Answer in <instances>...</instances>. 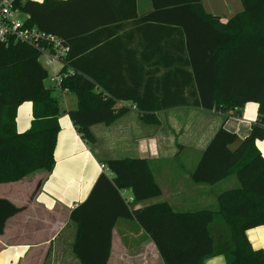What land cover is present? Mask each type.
Wrapping results in <instances>:
<instances>
[{"label":"trees","instance_id":"16d2710c","mask_svg":"<svg viewBox=\"0 0 264 264\" xmlns=\"http://www.w3.org/2000/svg\"><path fill=\"white\" fill-rule=\"evenodd\" d=\"M241 2L243 10L223 22L205 12L201 0H151L150 9L141 14L135 0H121L118 7L111 0H15L26 25L67 45L58 87L76 95L77 108L68 114L88 143H96L92 125L109 124L127 112L117 105L120 101L134 105L146 123L158 121L155 111L172 107H197L228 117L240 115L249 102L257 104L249 133L240 138L220 125L191 173L201 184L236 178V187L218 195L216 209L174 211L165 201L135 209L131 201L161 195L148 161L106 159L103 164L112 177L101 173L69 213L76 225L73 252L79 264L107 263L112 230L120 219L133 220L147 234L164 264H203L217 255H224L226 264H264L263 251L254 249L246 236L248 229L264 225V156L256 146L264 139V0ZM129 21L147 30L151 41L163 43L151 55L164 61L150 64L146 79H125L123 66L94 63L97 43L109 41L116 31L92 36ZM47 77L35 48L18 41L0 44V183L48 172L54 165L63 109L53 94L55 86L44 84ZM25 101L33 103L32 120L26 131L18 132L17 108ZM123 189L131 192L130 202L120 193ZM22 209L0 198V234Z\"/></svg>","mask_w":264,"mask_h":264},{"label":"crops","instance_id":"0c3cea01","mask_svg":"<svg viewBox=\"0 0 264 264\" xmlns=\"http://www.w3.org/2000/svg\"><path fill=\"white\" fill-rule=\"evenodd\" d=\"M119 1L111 0L115 7ZM201 3L205 12L223 22L243 10L241 0H201ZM135 6L136 12L141 14L150 9L151 0H135ZM116 13L120 14L118 8ZM115 26L92 36L103 37L116 31L106 39L109 41L97 43L94 63L123 66L121 73L126 75L125 79H146L148 66L164 61L157 54L151 55L153 50L162 49L163 43L151 41L147 30L132 25L131 21L122 28ZM115 35L119 37H111ZM114 39L116 41L111 42ZM53 94L59 97L63 110L58 116L52 169L32 172L19 181L0 183V198L23 207L6 221L0 234V264H45V261L47 264H79L73 252L76 225L69 220V213L85 200L101 173L112 177L107 168L100 167L106 159L135 157L148 161L161 195L141 202L131 201L135 209L157 201L167 202L174 211L211 209L213 202L217 208L218 195L238 185L234 177L214 184L195 183L191 173L220 125L236 132L240 138L249 133L251 123L257 118L252 104H245L240 115L228 117L197 107H172L155 111L158 121L146 123L134 105L120 101L117 105L127 107V112L109 124L92 125L96 143L90 144L81 137L68 114L69 110L77 108L76 95L61 91L58 85ZM32 111L31 101L18 106L15 119L18 132L30 127ZM256 146L264 156V139L257 140ZM120 193L125 199L132 198L127 189ZM246 236L254 249L264 253V225L248 229ZM106 264L164 262L147 234L133 220L120 219L112 230ZM203 264H226V257H209Z\"/></svg>","mask_w":264,"mask_h":264},{"label":"built area","instance_id":"2783aa9c","mask_svg":"<svg viewBox=\"0 0 264 264\" xmlns=\"http://www.w3.org/2000/svg\"><path fill=\"white\" fill-rule=\"evenodd\" d=\"M14 3L15 0H0V44L8 46L18 41L32 46L38 51L41 64L50 67L53 72V76L49 78L50 83L60 84L64 75L59 74V70L65 65L67 45L51 33L26 25L25 17H19L22 12L15 8ZM69 71L71 69L68 67L67 72ZM100 167L102 170L106 169L104 164ZM125 200L130 202L132 198Z\"/></svg>","mask_w":264,"mask_h":264},{"label":"rangeland","instance_id":"374dc122","mask_svg":"<svg viewBox=\"0 0 264 264\" xmlns=\"http://www.w3.org/2000/svg\"><path fill=\"white\" fill-rule=\"evenodd\" d=\"M142 3V2H141ZM19 17L20 18H23V17H25V14H23V13H21V14H19ZM42 62V61H41ZM56 67V66H55ZM45 68H46V70L48 71V77H47V79H45V81H44V84L46 85V86H55V88H57V85H54V84H51L50 83V80H49V78L51 77V76H53V72H52V70H51V68L50 67H48V66H45ZM247 104H252V105H254L255 106V112H254V117H257L256 115H257V113H256V104L255 103H253V102H249V103H247ZM240 117V116H239ZM239 119V118H238ZM237 120V119H236ZM166 131V130H165ZM91 144V143H90ZM192 150V149H191ZM235 178V177H234ZM235 180H236V178H235ZM209 207H211V209H216V202H213L212 204H210V206ZM45 264H47V261H45Z\"/></svg>","mask_w":264,"mask_h":264}]
</instances>
